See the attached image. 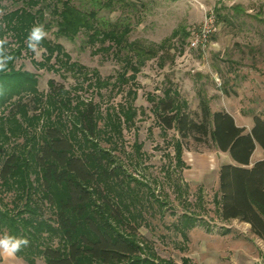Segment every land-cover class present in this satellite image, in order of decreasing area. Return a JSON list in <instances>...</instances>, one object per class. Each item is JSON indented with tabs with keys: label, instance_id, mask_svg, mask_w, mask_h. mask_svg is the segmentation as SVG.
Returning <instances> with one entry per match:
<instances>
[{
	"label": "rangeland",
	"instance_id": "1",
	"mask_svg": "<svg viewBox=\"0 0 264 264\" xmlns=\"http://www.w3.org/2000/svg\"><path fill=\"white\" fill-rule=\"evenodd\" d=\"M21 1L0 0V7L12 11L22 6ZM131 1L137 7L131 42L161 46L178 31L176 38L161 50L158 58L142 68L135 85L118 84L117 79L126 72L124 59L114 51L99 49L100 44L90 47L84 33L74 42L58 41L72 62L83 66L81 75L41 69L37 64L45 61V51L39 49V58L33 52L32 55L24 52L15 63V70L37 77L38 96L32 98V94L21 93L0 98V165L12 154L20 157L22 165H28L29 180L36 189L33 208H40L41 216L52 221L56 210L39 191V171L33 155L48 128L58 127L67 137L76 136L75 155L87 158L99 171L100 191L108 188L117 200V181L136 193L139 191L142 199L135 203L131 213L136 220L130 217L129 223L137 227V240L145 245L142 259L151 256L152 251L159 259L175 264H182L183 259H189L191 264H255L257 259H264L263 241L246 230V223L225 222L220 214L217 203V169L223 164L220 152L191 142L181 157L174 145L177 133L163 132L153 108L164 91L171 88L178 91L192 113L200 111V97L205 96L213 112H231L239 126L247 124L244 116L259 115L258 109L264 107V0ZM237 5L242 7V13L235 16L232 7ZM213 12L218 24L213 45L205 52L191 49L193 32ZM3 13L0 9V18ZM121 13V10L104 11L101 17L116 22ZM225 17L231 22L225 21ZM48 20L52 21V17ZM46 37L56 40L52 33ZM107 46L108 43L104 47ZM55 64L53 59L50 65ZM12 74L8 70L1 75L9 79ZM133 87L138 94L136 100L128 95ZM58 89L64 92L58 93ZM24 104L32 109L37 105L38 110H19ZM131 104L137 111L134 123L129 126L123 122L122 136L116 139L106 136L103 133L106 124L114 127V114ZM90 105L95 108L98 129L93 136L89 133L83 136L74 124H81V118L86 124ZM211 158L216 168H209ZM99 190L94 187L93 209L99 207L100 212L106 209V199L98 195ZM0 191L4 200L0 210H9V215L19 208L24 210L21 205L15 208L17 192L5 188ZM118 203L125 206L129 200L120 198ZM108 221L119 230L125 229L112 217ZM45 242L54 248L65 245L60 237Z\"/></svg>",
	"mask_w": 264,
	"mask_h": 264
},
{
	"label": "trees",
	"instance_id": "2",
	"mask_svg": "<svg viewBox=\"0 0 264 264\" xmlns=\"http://www.w3.org/2000/svg\"><path fill=\"white\" fill-rule=\"evenodd\" d=\"M21 3V7L12 11L0 7L5 12L0 18V38L9 39L12 55L15 57L9 65L13 78L4 79L0 74V86L3 87L0 98L21 93L32 94V98L38 96L37 77L29 72L15 70V63L23 57L24 52L32 55V51L27 48L26 39L36 24H42L45 31L52 33L56 39L54 41L46 37L42 41L39 49L45 51L46 58L37 64L38 67L81 75L83 66L72 62L70 54L58 41L74 42L84 33L90 47L95 48L100 44L99 49L114 51L117 57L124 59L126 72L117 79L121 86L135 85L142 68L149 61L158 58L161 50L178 35L176 31L161 46L144 41L131 42V27L137 12V7L131 0H22ZM117 10L122 13L116 22L101 17L104 11L112 13ZM232 10L235 16L242 13L240 5L233 6ZM217 14L220 18L219 10ZM49 16L52 21L48 20ZM225 19L231 22L226 17ZM183 33L186 37L190 36ZM107 43L109 46L104 47ZM53 59L56 64L50 65ZM50 85L53 87V81ZM58 91L64 92L63 89ZM54 95L51 94V97ZM128 95L136 100L138 94L135 87L129 90ZM157 100L153 110L158 124L164 133H177L174 145L178 155L183 157L184 150L191 142L196 146H206L210 150L230 155L234 164H223L219 171L217 203L222 220H239L249 224L251 233L264 241V159L253 165L251 163L257 146L264 151V119L255 116L254 126L249 132L239 126L227 111L213 112L205 96L200 97V111L197 113H192L178 91L171 88L166 89L163 98ZM152 101H155L154 98ZM37 108V105L33 109L28 104L19 106V110L33 112ZM95 113L94 106L90 105L86 124L82 118L81 124L74 121V127L80 128L83 136L88 133L93 136L96 133L98 120ZM114 115L115 126L106 124L103 133L116 139L122 136L123 122L129 126L134 123L137 111L131 104L127 109L121 107ZM75 139L76 136L69 138L58 127H49L33 155L34 165L39 171V191L56 210L52 221L41 216L40 208H33L36 203L33 200V190L36 189L29 180L28 165H22L16 154H12L0 165V188L17 192L15 208L20 205L24 207V210L19 211V208L16 213L10 211L11 215L8 214L9 210H0V233L8 231L30 240L29 246L17 256L29 264H35L40 258L46 264H175L170 260L159 259L152 251L147 259L140 257L145 252V245L137 240L138 229L129 222L130 217L136 220L131 213L142 196L139 191L136 193L127 184L117 181L118 199L129 200L128 204L122 206L118 199L112 197L111 190L102 188L103 191H100L99 171L91 166L90 160L75 155ZM99 162L97 160L96 165ZM181 165L187 168L185 162L181 161ZM96 186L98 195L103 200L106 199V211L102 209L99 212V207L93 209V191ZM3 201L0 191V204L3 205ZM25 213L29 216L25 217ZM109 217L127 230H119L109 223ZM185 229L189 230L187 227ZM51 237H60L65 245L57 248L45 245V240L49 241ZM146 250L150 252L149 248ZM182 264H191V261L183 259Z\"/></svg>",
	"mask_w": 264,
	"mask_h": 264
},
{
	"label": "clouds",
	"instance_id": "3",
	"mask_svg": "<svg viewBox=\"0 0 264 264\" xmlns=\"http://www.w3.org/2000/svg\"><path fill=\"white\" fill-rule=\"evenodd\" d=\"M47 32L42 24L34 25L26 39L27 48L32 51L37 58L41 53L39 48L42 41L46 38ZM15 59L8 38H0V74H5L9 70L10 63ZM3 87L0 86V94ZM30 240L25 236L11 234L8 231L0 233V256L14 258L24 248L28 247Z\"/></svg>",
	"mask_w": 264,
	"mask_h": 264
},
{
	"label": "crops",
	"instance_id": "4",
	"mask_svg": "<svg viewBox=\"0 0 264 264\" xmlns=\"http://www.w3.org/2000/svg\"><path fill=\"white\" fill-rule=\"evenodd\" d=\"M221 111V110H220ZM227 111V110H226ZM215 112V111H214ZM229 114H231L233 117H234V119H235V121H236V123H238V119H237V117L234 115V114H232L231 112H229V111H227ZM258 114L259 115H247V116H244L245 117V120H246V125H242L241 127H244V128H246L247 129V131H251V129L253 128V126H254V117L255 116H259V117H262L263 119H264V113L262 114V112H264V107L263 108H259L258 109ZM243 116V115H242ZM256 154H258L257 155V157H256ZM220 156H221V158H222V160H223V164H234V161L232 160V158L230 157V155L229 154H227V153H222V152H220ZM264 159V151L259 147V146H257V148H256V151H255V153L253 154V156H252V158H251V163H252V165L254 164V163H256V162H258V161H260V160H263ZM210 164H209V168H211V166L213 165V160H212V158L208 161ZM222 164V165H223ZM221 165V166H222ZM220 166V167H221ZM212 167H214V168H216L215 167V164H214V166H212ZM220 167L217 169V175H218V179H219V171H220ZM210 170H212V169H210ZM218 191H219V180H218ZM218 196H219V194H218ZM219 210H220V207H219ZM220 214H221V211H220ZM233 221H235V220H233ZM229 222H231V221H229ZM246 225V230H248V231H250L251 232V226L249 225V224H245ZM256 237V236H255ZM257 238V237H256ZM259 239V238H258ZM261 240V239H260ZM263 241V240H262ZM263 244H264V241H263ZM0 264H29L27 261H25L23 258H20V257H18L17 255L14 257V258H8V257H4V256H0ZM35 264H46V262H45V260L44 259H42V258H40V259H38L37 261H36V263ZM247 264H250V263H247ZM255 264H264V259H257L256 260V262H255Z\"/></svg>",
	"mask_w": 264,
	"mask_h": 264
},
{
	"label": "built area",
	"instance_id": "5",
	"mask_svg": "<svg viewBox=\"0 0 264 264\" xmlns=\"http://www.w3.org/2000/svg\"><path fill=\"white\" fill-rule=\"evenodd\" d=\"M216 21V15L214 12L205 17L204 22L198 31L193 32V38L190 43L191 49L205 52L213 45L212 37L218 31V24Z\"/></svg>",
	"mask_w": 264,
	"mask_h": 264
}]
</instances>
